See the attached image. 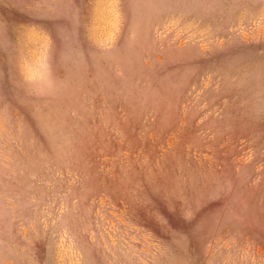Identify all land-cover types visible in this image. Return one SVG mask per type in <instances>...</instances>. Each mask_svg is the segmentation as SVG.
<instances>
[{
	"label": "rangeland",
	"instance_id": "374dc122",
	"mask_svg": "<svg viewBox=\"0 0 264 264\" xmlns=\"http://www.w3.org/2000/svg\"><path fill=\"white\" fill-rule=\"evenodd\" d=\"M0 264H264V0H0Z\"/></svg>",
	"mask_w": 264,
	"mask_h": 264
}]
</instances>
